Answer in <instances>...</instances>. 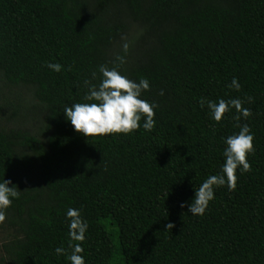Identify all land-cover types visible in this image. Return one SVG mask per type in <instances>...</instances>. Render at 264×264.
Returning a JSON list of instances; mask_svg holds the SVG:
<instances>
[{
    "label": "trees",
    "instance_id": "trees-1",
    "mask_svg": "<svg viewBox=\"0 0 264 264\" xmlns=\"http://www.w3.org/2000/svg\"><path fill=\"white\" fill-rule=\"evenodd\" d=\"M122 36L121 71L149 80L156 127L85 137L63 108L124 55ZM0 86V181L20 192L1 264H68L54 250L71 251L69 207L89 225L86 264H264V0H0ZM201 97L240 98L251 115L217 123ZM244 123L251 171L192 216L195 188L220 174L224 138Z\"/></svg>",
    "mask_w": 264,
    "mask_h": 264
},
{
    "label": "clouds",
    "instance_id": "clouds-1",
    "mask_svg": "<svg viewBox=\"0 0 264 264\" xmlns=\"http://www.w3.org/2000/svg\"><path fill=\"white\" fill-rule=\"evenodd\" d=\"M121 45L124 55H117L112 61L113 66L105 64L98 66L100 75L98 84H90L88 80L84 84L88 86L83 96L82 103L65 105L63 112L67 121H70L73 130L85 137L106 136L112 134L129 135L143 129L151 132L156 127V112L158 105L154 101L143 98V94L150 90V82L146 78L138 81L129 78L121 71V66L126 63V55L129 50V43L125 37H121ZM46 67L53 72H61L63 65L60 63L46 62ZM92 79L97 78V71L92 72ZM229 88L239 92L241 84L238 78L233 77ZM160 95L164 91L160 90ZM250 101L251 98H248ZM199 106L207 110L211 120L220 123L225 113L235 109L238 115L237 121L247 120L251 112L243 106L240 98L225 100L219 98L216 101L201 97ZM143 120V123H141ZM239 131L224 138L226 147L222 155L224 162L219 175L208 176L199 187L195 188L192 202L187 205L188 212L192 216H204L209 203L214 200V188L225 186L229 192L237 187V171L240 174L251 171V164L247 159L254 152V135L247 123L238 124ZM11 185V186H10ZM20 192L16 185L9 179L0 181V223L6 219L5 212L12 205L13 201L19 198ZM187 202H181L180 207L184 208ZM67 221L68 249L56 247L57 256L64 255L68 264H86L83 242L86 240V232L89 228L87 221L83 218L81 210L69 207L65 211ZM174 224L168 223L165 229H173Z\"/></svg>",
    "mask_w": 264,
    "mask_h": 264
},
{
    "label": "rangeland",
    "instance_id": "rangeland-1",
    "mask_svg": "<svg viewBox=\"0 0 264 264\" xmlns=\"http://www.w3.org/2000/svg\"><path fill=\"white\" fill-rule=\"evenodd\" d=\"M2 90H3L2 91L3 96L8 97L9 99H14L15 95L11 94L7 88H3ZM24 96H28V95L25 94ZM14 232H15L14 229L6 221L0 223V264L2 263V257L4 255L2 250V244L6 242L8 239H10L11 236L14 234Z\"/></svg>",
    "mask_w": 264,
    "mask_h": 264
}]
</instances>
